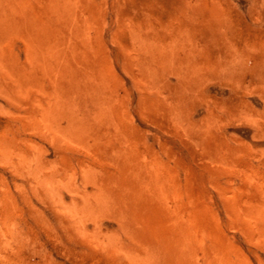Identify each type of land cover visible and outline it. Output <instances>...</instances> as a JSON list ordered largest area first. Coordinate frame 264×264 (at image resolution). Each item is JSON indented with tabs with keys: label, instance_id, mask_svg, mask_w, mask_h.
I'll return each instance as SVG.
<instances>
[{
	"label": "rangeland",
	"instance_id": "rangeland-1",
	"mask_svg": "<svg viewBox=\"0 0 264 264\" xmlns=\"http://www.w3.org/2000/svg\"><path fill=\"white\" fill-rule=\"evenodd\" d=\"M25 2L28 17L0 16V264H175V246L144 237L157 210L199 216L194 264H264V0H83L84 20L98 19L87 69L112 92L114 140L69 137L42 2ZM168 49L201 76L186 81L176 60L156 69Z\"/></svg>",
	"mask_w": 264,
	"mask_h": 264
},
{
	"label": "bare ground",
	"instance_id": "bare-ground-1",
	"mask_svg": "<svg viewBox=\"0 0 264 264\" xmlns=\"http://www.w3.org/2000/svg\"><path fill=\"white\" fill-rule=\"evenodd\" d=\"M79 1L81 2V4L79 3ZM79 1L78 0H41V2H42V7H40L41 10L39 8L38 9L40 10V12H39V10H37L40 15H42V16H44V18H46L45 21H47L48 25H47V27L46 26L45 27H46L47 31H49L48 32V35L50 37L49 39L52 40L49 44H47L48 45L46 47L47 48V53H45L46 52L45 51L43 53V55L46 58L50 59V61L52 63V69L55 72H58L59 74L62 73L64 79L66 80V84L64 83L65 87L62 90L63 93H64V101L60 102V105H62L65 108V110H64V108L62 109V111L58 110V113L60 111V114L63 113V110H64L65 114H62V116H60L58 113L57 114L59 115L58 117H60L59 118L60 120L63 119V118L61 119V117H63V115L65 116L66 121H67V126L66 125H64V126L67 127L66 130L68 132L69 137H71V136L72 137H74V136H76V137L77 136L84 137V135H86V133L90 132V131L101 132V133H99V136H100L102 134V132L104 131V132H108V133L111 132L109 134V136H111L112 140H114L115 137H117V129L118 128H116V122L117 121H115L117 119L116 118L114 119V117H113V116H115V114L113 115V111L114 110L110 106L112 104L111 101L114 100V99L113 100L110 99L111 96H112V94L110 95V93H112V92L109 93L107 88H105L106 86H105V84H103V83H105L104 82L105 80L102 79L103 77L101 78V77L93 74V72L91 71V68L87 69V67H91V66H94V68H95V62L94 61L96 59H95L94 55L92 54V50L89 48L91 43H87V40L84 38L85 37V30L87 29V31H88L87 27H89V25H88L89 23H92V24H90V27L93 26L94 27L93 29H95L96 26H97L96 24H97V20L98 19L95 20L96 24H94V22H89V20H88L89 23L86 22L84 20V17L82 16V12H81V9H84V6L86 4L82 5L83 0L82 1L79 0ZM78 3H79V5L83 6V8H80L79 5H78V9L80 8V10H79L80 13L79 14L77 13L78 9L76 7ZM2 5H6L8 7V10L2 12L1 9H0V16L1 17L3 15H5V16L8 15L9 16V15H13V14H15L17 16H21V17L22 16L28 17V15L31 14L30 13L31 10L28 7L29 4L26 3L25 0H0V7ZM34 5L36 7L37 4L34 3ZM86 10H87V8H86ZM89 12L90 11H88V13ZM98 13H99V11H98ZM90 15H91V12H90ZM25 17H23V20L27 19ZM90 17H91V20L95 19L93 16H90ZM29 19H30V17H29ZM87 19H89V17H87ZM32 20H33V18H32ZM2 21H3V19H2ZM35 21L33 23L38 22V21H36V22ZM6 23H8L9 25L11 24V23H9L7 21H6ZM98 23H100V22H98ZM18 26H20V24ZM22 26L23 25H21V27ZM97 28H98V26H97ZM15 29L18 30L19 27L15 28ZM20 31H21V29H20ZM91 31L93 32V30H91ZM17 32L19 33V31H17ZM15 34L16 33H14V36H15ZM94 34L95 33H93V36H94ZM179 34H181V32ZM188 35H189V33H188ZM26 36H28V35L26 34ZM62 37H64V38H62ZM185 37L187 38V36H185ZM91 38H93V37H91ZM94 38H95V41L97 40L96 44L97 43L99 44V39L96 38L95 36H94ZM23 40H24V38H23ZM146 41H148L147 40V36H146ZM157 41H159V40H157ZM186 42H189L188 39L186 40ZM28 43H30V42H28ZM172 45H174V44H172ZM186 47H189V46H186ZM186 47H184V48H186ZM41 48L44 49V46L41 47ZM166 48H167V46H166ZM224 48H225V46H224ZM92 49H93V47H92ZM29 50H30V47H29ZM225 50H226V48H225ZM1 51H2V49H1ZM31 51H32V49H31ZM164 51L166 52V50H164ZM25 52H26V49H25ZM3 53L6 54V52H3ZM33 53L34 52L31 53L33 55V56L31 55V57H34V55L37 52L35 54H33ZM174 53L175 52H173V50H169L168 49L167 53L165 54L166 56L162 60H160L159 62L158 61L156 62L157 64L158 63L160 64V65L158 64V66H156V69L158 67H160L161 65L163 66V65H166V64H169V65L174 64V62L176 60L175 58H177V55H178V53H177V55L174 54ZM7 55H9V54H7ZM24 55H25V53H24ZM26 55H25V58H24L25 61H26ZM28 55L30 56L29 53H28ZM100 56H101V54H100ZM12 57H13V55H12ZM40 57H41V55H40ZM235 57H236L235 55H233L232 57L230 55L229 63L231 61L234 62V60L236 59ZM16 59L17 58H15V60ZM13 60H14V58H13ZM13 60L11 61L12 63H13ZM181 60L180 61L178 60L181 63H179L176 60L177 62H176L175 65L178 66L179 64H183V63L185 64V65H183V68H181V67H178V68L181 69V73L183 72L182 76H183L184 79H187L186 81H191V83H192V82L195 81V79H197L198 76H201L200 74L203 73L202 71H204L203 70L204 68L201 66V64L199 65L201 67H197V63L195 62L194 59H191L192 61L191 60L181 61ZM31 61H33V60H31ZM201 61H200V63H201ZM16 62H17V60H16ZM16 62H14V64ZM27 62L28 61H26V63H22L20 66H22L23 64H27L26 67H29L28 64L30 62V58H29V62L28 63ZM214 62H215V60H214ZM20 63H21V61H20ZM45 63H47V62L45 61ZM38 64H36V65H38ZM3 65H5V64L3 63L2 66ZM17 65H15V66H17ZM8 66H10V65H8ZM32 66L33 65H31V67ZM44 66H46V65H44ZM206 66L208 67V63H207ZM85 67H86V69H85ZM211 67H212V65H211ZM216 67H217V65H216ZM4 68H5V66H4ZM32 68L34 70L35 67H32ZM32 68H30V69H32ZM8 69L10 70V67H8ZM12 69L14 70V68H12ZM21 69H23V67H21ZM21 69H19L17 73L20 72L19 74H21V71H22ZM38 69H41V68L39 67ZM156 69L154 67L151 68V70L153 72H158V70L155 71ZM208 69H210V67ZM208 69L206 68L205 70H208ZM227 70H228V68H227ZM230 71H232V70H229V72ZM233 71H235V70H233ZM12 72H14V71H12ZM94 72L96 73V71H94ZM8 73H11V71L8 72ZM35 73H36V71H35ZM97 73L99 75H101L100 71H97ZM23 74H22V76L25 77ZM31 74H32V72H31ZM38 74L39 73H37L36 76H38ZM26 75L28 76L29 74H26ZM32 75H34V74H32ZM32 75H31V77H34ZM106 75H108V74H106ZM13 76H11V77L13 78ZM108 77H111V76L109 75ZM30 78L28 80H30ZM104 79H105V77H104ZM12 80L17 81L15 77ZM20 80H22V79H20ZM83 80L86 83L81 82ZM109 80H112V79H109ZM37 81H38V83H37ZM60 81L58 83H60ZM183 81L184 80H182V82ZM25 82H26V80H25ZM30 83H32V82H30ZM36 83L40 85L39 80H36L34 84H36ZM58 83H56V85ZM53 84H54V82H53ZM106 84H110V83H106ZM27 85H28V83H27ZM58 85H60V84H58ZM21 86H22V84H21ZM21 86L19 88H22ZM34 86L35 85H33V87ZM36 86L39 87L38 85H36ZM41 86H40V89H41ZM196 86H197V84H196ZM107 87H108V85H107ZM197 87H196V89H197ZM34 88H36V87H34ZM187 88H189V87H187ZM14 89H16V87ZM37 89H39V88H37ZM194 89L195 88H193V91H192L193 93H194ZM111 90L113 91L114 89H111ZM109 91H110V89H109ZM17 92H19V93L23 92L24 94L23 93L22 94L25 95L28 92V90H27V92H24V90H22L21 92L20 91H17ZM58 93H59V90H58L57 94ZM39 94H42V92L39 93ZM39 94L37 93V95H36L37 98L39 97ZM40 97H41V95H40ZM58 97H60V96H58ZM54 98H56V97H54ZM35 100H37V99H35ZM38 102L39 101H37V103H33V104L36 105V108H38V105H37ZM115 103H116V101H115ZM33 107H35V106L33 105ZM36 108H34V109H36ZM37 112L39 113V110H37ZM36 113H34V114H36ZM38 113H37V116L41 115V114H38ZM31 115H32V113H31ZM118 116L120 117L119 114H118ZM43 117L44 116H42V118ZM38 119H39V117H38ZM39 121H40V119H39ZM44 121H45V119H44ZM44 121H43V125L45 126ZM66 121H65V123H66ZM48 126H49V124L47 125V127ZM64 126H62L63 130L65 128ZM118 126H119V124H118ZM121 127H122V125H121ZM60 129L61 128L58 127V130L57 129L56 130L59 131ZM52 130H53V128H52ZM66 130L64 131V133L66 132ZM104 132H103V134H104ZM202 132H201V134H202ZM104 135H102V136L104 137ZM202 135L204 136V134H202ZM103 137L101 138V141H102L101 143H104L105 140L107 139L106 137H105L106 139H104ZM208 137H209V134H208ZM112 140H110V141H112ZM105 144H107V142ZM2 145H3V143H2ZM1 149H2V146H1L0 150ZM154 179H155V175L154 174L148 175V177L145 178L142 181V182H145L144 185L142 186V188L144 189L146 187L147 189H154V185H153ZM157 211L158 212H152V213H149L148 215L145 216V218L147 217V220H146L147 221V224H146V226H147L146 227V231L147 232L143 231L144 237L146 239H148L151 243L157 244V246L162 248L161 250H163V249L168 250V249H171V248H173L175 246L176 249H177V252L175 253V255L173 257V260H174L175 264H194L193 262H191L190 256H189V255H191V252L189 253L191 245L188 247L187 242H188V240H190V239H192L194 237L197 238L199 236L200 230L203 228V223H202L201 219H199V216L198 215H187L185 217L182 213L179 214L176 211H172V212H170V211L169 212H164V211L160 212V210H157Z\"/></svg>",
	"mask_w": 264,
	"mask_h": 264
}]
</instances>
